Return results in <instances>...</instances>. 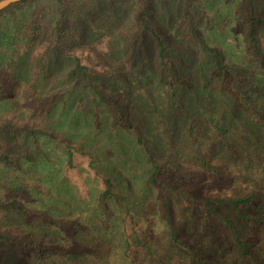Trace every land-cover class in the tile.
I'll list each match as a JSON object with an SVG mask.
<instances>
[{"label":"rangeland","instance_id":"374dc122","mask_svg":"<svg viewBox=\"0 0 264 264\" xmlns=\"http://www.w3.org/2000/svg\"><path fill=\"white\" fill-rule=\"evenodd\" d=\"M148 1V23L163 36L172 69L188 78L191 88L177 85L176 95L172 93L148 33L124 36L140 7L137 0H71L60 36L63 49L55 46L41 53L38 45L31 48L23 61L10 66L19 80L14 92L0 96V149L17 157L16 166L0 160V199H19L55 217L77 221L96 235L112 238L114 249L99 261L72 241L73 229L28 223L0 210V229L73 252L65 258L38 259L18 256L17 248L0 243L2 264H198L191 250L209 264H264L257 250L242 256L236 242L257 243L259 233L250 222L255 217L264 220V155L259 161L251 154L258 142L264 146V129L249 117L250 106L264 105V69L260 58L248 52L245 28L234 19L243 0ZM255 3L264 20V0ZM34 6L4 13L0 29ZM192 26L238 76L233 86L243 103L221 90L214 55L193 35ZM258 32L264 51V25ZM75 55L88 64V79L70 77ZM32 84L36 96L65 95L64 100L51 112L33 113L25 101ZM98 91L128 102L131 129L114 123ZM194 112L232 127L231 147L214 134L207 158L221 168L220 176L206 171L202 183H178L174 191L166 190L168 221L159 206L162 193L148 182L151 161L175 172L188 169L194 141L185 127ZM69 145L76 147L71 166ZM105 179L112 193L102 203ZM248 194L253 201L239 207L215 202ZM148 200L155 203L150 213ZM207 201L215 206L214 212L207 211ZM134 230L153 242L157 257L126 249L124 239Z\"/></svg>","mask_w":264,"mask_h":264},{"label":"trees","instance_id":"16d2710c","mask_svg":"<svg viewBox=\"0 0 264 264\" xmlns=\"http://www.w3.org/2000/svg\"><path fill=\"white\" fill-rule=\"evenodd\" d=\"M140 4L132 22V26L125 37H131L135 32H146L157 46V56L160 62L161 73L165 74L167 84L172 89V93L176 95V86L183 85L191 88V82L177 74L171 66L170 59L167 56V45L163 36L157 29L148 23L150 17V7L148 0H137ZM186 3L189 0H185ZM38 0H22L12 4L8 8L0 11V21L4 13L26 4H35L34 9L21 15L20 19H14L10 23V27L0 29V96L5 97L14 92L16 82L19 81L12 67L14 62L23 61L34 46H39L41 53L52 50L55 46H60V36L63 34V25L66 18L65 8L70 4L71 0H47L38 4ZM37 3V4H36ZM188 5V4H187ZM187 16L192 23L191 12L186 9ZM234 19L238 25L245 28L247 50L250 54L257 55L264 69V51L261 48L259 38V28L264 25L255 0H243L242 5L236 10ZM193 35L199 40L201 45L210 54L214 55L215 67L218 70L220 78V88L222 91L231 93L235 99L244 102L242 95L233 85L237 82L238 76L235 75L231 68L222 61L219 54L210 48L202 36L198 34L192 26ZM72 55V54H71ZM75 69L69 75L73 79H88L89 66L82 61L80 56L75 55ZM100 99L107 103L114 116V123L120 124L122 127L131 129L129 117L127 115L128 102L119 99L116 96L108 95L105 92L98 91ZM65 95H54L47 98L36 96V86L32 84L26 90L25 101L31 107V111L36 113L39 109L44 112H51L61 101ZM249 117L254 123L264 129V105L261 108L250 106ZM1 129V126H0ZM187 136L194 141L192 158L190 159L188 169L181 172L173 171L167 164L152 160L153 170L149 176L148 182L162 193L160 200V209L162 217L170 221V210L168 199L165 195L166 190L174 191V185L178 183L195 182L202 183L206 178V171H209L213 177L220 176L221 168L213 165L207 158L208 151L217 134L224 141L226 146H230L228 135L233 131L230 126L221 125L214 117L208 114L191 113L188 115L185 127ZM231 147V146H230ZM69 154L68 164L71 166L76 147L69 145L67 147ZM256 159L261 161L264 155V146L262 142H258L251 151ZM0 160L7 166H16L17 157L15 154L8 153L0 149ZM104 190L101 194V201L105 203L111 195V186L107 179L104 180ZM13 188H11L12 190ZM20 189V188H19ZM17 190V189H14ZM253 201V195L248 194L243 197L233 199H215L217 205H233L235 207L250 204ZM147 213L155 209V203L151 200L147 201ZM0 210L12 213L23 218L28 223L51 226L61 228L62 230L71 232V239L74 241L81 251H87L97 260H106L114 249L115 242L109 236L96 235L92 230L85 228L77 221L67 218H58L53 216L48 210L34 209L19 199H0ZM207 211H215V206L207 201ZM253 230L258 231L259 241L257 243L248 240H237V245L241 248V255H248L250 249L258 251L259 257L264 262V220L259 217L254 218V222H250ZM173 240L182 244L183 242L176 239L174 233ZM126 249H136L143 257L155 258L157 252L152 241L145 240L139 232L133 231L126 235ZM0 243L8 244L18 249V256L32 255L38 259L62 257L65 258L68 250L48 244L42 238H35L31 235L16 234L7 230L0 229ZM192 260L198 264H209L202 255L191 250ZM0 264H2L0 260Z\"/></svg>","mask_w":264,"mask_h":264},{"label":"water","instance_id":"95a60500","mask_svg":"<svg viewBox=\"0 0 264 264\" xmlns=\"http://www.w3.org/2000/svg\"><path fill=\"white\" fill-rule=\"evenodd\" d=\"M22 0H0V11L8 8L12 4L18 3Z\"/></svg>","mask_w":264,"mask_h":264}]
</instances>
